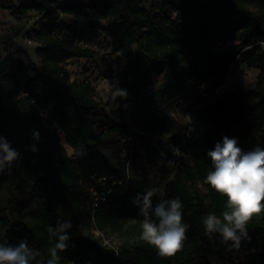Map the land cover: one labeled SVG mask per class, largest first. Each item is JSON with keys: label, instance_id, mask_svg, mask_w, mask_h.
Returning <instances> with one entry per match:
<instances>
[{"label": "trees", "instance_id": "1", "mask_svg": "<svg viewBox=\"0 0 264 264\" xmlns=\"http://www.w3.org/2000/svg\"><path fill=\"white\" fill-rule=\"evenodd\" d=\"M48 1L57 0H18L17 12L54 20ZM142 1L63 2L61 13L72 19L59 25L62 38L48 25L32 31L39 64L26 53L27 62L9 55L0 60V136L21 154L0 173V240H26L46 264L55 241L47 228L70 222V246L58 253V264H264V211L248 222L239 249L221 243L218 234L206 235L203 225L207 215L221 217L227 210L226 197L203 184L213 171L207 152L225 136L245 152L264 148V0H164L158 13ZM102 21L108 22L103 28ZM96 30L118 53L119 72L132 80L122 86L132 109H116L103 129L93 119L101 107L95 88L71 81L64 70L69 59L92 56L75 39ZM219 38L238 44L215 52ZM236 59L260 71L257 86L243 92L235 85L222 99L215 91L224 88ZM195 97L206 100L190 106ZM177 110L187 119L177 118ZM36 129L39 141L31 135ZM138 130L146 135L138 136L128 158L121 139ZM34 142L39 152L25 151ZM139 143L155 172L152 188L134 177ZM168 160L171 177L164 167ZM126 171L129 179L91 210L89 187ZM153 188L160 190L153 204L180 200L182 222L189 225L182 249L171 257H159L138 238L143 218L131 200ZM93 221L106 236L113 234L115 246L95 237Z\"/></svg>", "mask_w": 264, "mask_h": 264}, {"label": "clouds", "instance_id": "2", "mask_svg": "<svg viewBox=\"0 0 264 264\" xmlns=\"http://www.w3.org/2000/svg\"><path fill=\"white\" fill-rule=\"evenodd\" d=\"M112 95L126 99L127 90L116 87ZM31 135L33 141H39L38 129L33 130ZM25 151L38 153V144L34 142L25 146ZM20 155L6 137L0 136V173L11 168ZM207 157L211 160L213 171L207 173L203 184L226 197L227 210L222 212L221 217L209 214L204 218L205 234H218L221 243L239 249L242 240L247 238L248 222L264 211V148L255 147L245 152L237 146L235 138L225 136L215 144L213 150L207 152ZM159 191L153 188L144 194L137 193L131 203L143 218L138 238L153 247L159 257H171L182 249L189 225L182 222L180 200L160 199L153 204L152 198ZM72 227L70 222H62L47 228L55 241L48 250L50 258L46 264H58V253L70 246L69 232ZM40 255L38 250L28 246L26 240L16 245L0 240V264H45L37 259Z\"/></svg>", "mask_w": 264, "mask_h": 264}, {"label": "rangeland", "instance_id": "3", "mask_svg": "<svg viewBox=\"0 0 264 264\" xmlns=\"http://www.w3.org/2000/svg\"><path fill=\"white\" fill-rule=\"evenodd\" d=\"M90 0H57L56 2L48 1V10L54 12L57 18L50 20L44 13L29 11L25 14L17 12L18 0H0V60L9 55L14 60L26 61L24 53L28 54L32 62L39 64L34 49L36 43L33 41L32 31L41 25H48L53 32L59 37H63V32L59 31V25L71 22V17L61 13L63 2L75 4H87ZM164 0H143L142 5L151 13L161 12V3ZM107 21H102L100 27L107 25ZM31 41V43L29 42ZM76 44L86 47L92 51L89 58L69 59L64 70L69 75L71 81H87L96 91L98 100L101 101V107L93 114V119L97 129L106 127L107 117L112 115L116 109H121L128 113L132 108L129 103L130 98L113 97L112 93L115 88H121L124 83L132 84L130 78H125L118 69V53L114 52L110 40L102 33L101 30L88 32L86 35L75 39ZM238 42H231L219 38L213 45L215 52H221L224 49L237 45ZM132 50L137 51V46L133 45ZM260 71L253 67H247L243 62L238 60L230 73L226 77L224 88L219 87L215 91L224 99V94L231 91L235 85H238L241 91L255 89L259 80ZM206 87V85L204 86ZM206 100L205 97H195L189 101L190 106L198 105ZM177 118L186 120L182 110L175 112ZM61 144L66 148L68 155L72 150L68 148L61 140ZM143 144L139 143V153L136 156V171L134 177L141 180L148 188L156 185V176L154 169L144 160L142 156ZM164 167L168 177L174 172L172 160L164 162ZM160 192V191H159ZM158 192V194H159ZM108 243L115 246L117 241L113 234L106 236Z\"/></svg>", "mask_w": 264, "mask_h": 264}, {"label": "built area", "instance_id": "4", "mask_svg": "<svg viewBox=\"0 0 264 264\" xmlns=\"http://www.w3.org/2000/svg\"><path fill=\"white\" fill-rule=\"evenodd\" d=\"M173 18V17H172ZM31 43V41H29ZM146 135L143 131H135L132 133L125 134L121 142L123 144V153L130 158L134 144L138 138V136ZM152 141H156V137H152ZM127 167L129 168V161L127 163ZM130 175L129 172L126 171L124 174L116 175H107L102 176L97 179V186H91L88 189V198H89V207L91 210H94L99 207L101 203H103L108 195L111 193L112 189L115 186L121 185L125 181L129 179ZM92 232L94 233L95 237L100 239L102 244L107 245L109 247H112L106 238V235L103 231H101L99 228L96 227L95 222H92Z\"/></svg>", "mask_w": 264, "mask_h": 264}, {"label": "bare ground", "instance_id": "5", "mask_svg": "<svg viewBox=\"0 0 264 264\" xmlns=\"http://www.w3.org/2000/svg\"><path fill=\"white\" fill-rule=\"evenodd\" d=\"M238 61V59H236L234 62H233V68H234V66H235V64H236V62Z\"/></svg>", "mask_w": 264, "mask_h": 264}]
</instances>
